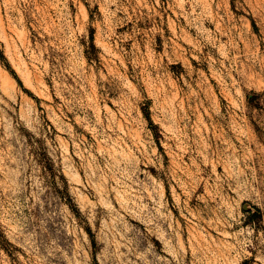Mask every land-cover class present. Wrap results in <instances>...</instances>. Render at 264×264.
I'll list each match as a JSON object with an SVG mask.
<instances>
[{"label": "rangeland", "instance_id": "obj_1", "mask_svg": "<svg viewBox=\"0 0 264 264\" xmlns=\"http://www.w3.org/2000/svg\"><path fill=\"white\" fill-rule=\"evenodd\" d=\"M0 264H264V0H0Z\"/></svg>", "mask_w": 264, "mask_h": 264}, {"label": "trees", "instance_id": "obj_2", "mask_svg": "<svg viewBox=\"0 0 264 264\" xmlns=\"http://www.w3.org/2000/svg\"><path fill=\"white\" fill-rule=\"evenodd\" d=\"M148 120L150 121L149 117H148ZM151 122V121H150Z\"/></svg>", "mask_w": 264, "mask_h": 264}]
</instances>
